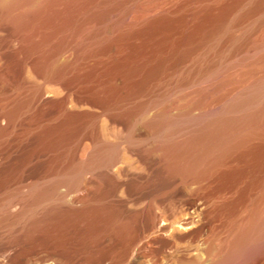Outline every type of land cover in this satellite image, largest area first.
Instances as JSON below:
<instances>
[{
    "label": "rangeland",
    "instance_id": "374dc122",
    "mask_svg": "<svg viewBox=\"0 0 264 264\" xmlns=\"http://www.w3.org/2000/svg\"><path fill=\"white\" fill-rule=\"evenodd\" d=\"M4 3H11L10 12ZM15 14L23 16L18 23ZM262 82L264 0H0V264H51L45 252L18 262L9 256L11 245L30 243L26 230L32 217L58 199L127 198L128 184L115 191L103 180L102 164L84 166L96 142L186 135L198 126V117L221 111ZM67 112L84 117L62 127ZM153 119L159 123L150 124ZM51 126L58 128L47 131ZM240 126L254 132L253 153L240 163L249 173L199 191L172 178L167 188L184 189L180 199H232L238 205L262 199L264 183L253 179L252 170L264 168V115ZM120 147L111 173L123 180L140 163L128 141ZM146 183L154 185L153 177ZM20 199L44 200L13 217L22 209ZM187 213L197 215L179 203L159 212L158 225L170 221L175 243L191 249L188 257L202 245L188 248L178 237ZM230 214L216 221L223 236ZM65 231L78 237L85 226L69 224ZM171 248L161 264L179 263ZM75 261L57 263L86 264ZM234 264H264V239Z\"/></svg>",
    "mask_w": 264,
    "mask_h": 264
},
{
    "label": "bare ground",
    "instance_id": "6f19581e",
    "mask_svg": "<svg viewBox=\"0 0 264 264\" xmlns=\"http://www.w3.org/2000/svg\"><path fill=\"white\" fill-rule=\"evenodd\" d=\"M10 6L11 3H4L8 11ZM15 15L17 23L23 19L22 14ZM263 115L264 82L231 101L221 111L198 117V126L186 135L160 132L149 138L147 143L133 138L119 139L112 144L96 142L92 157L84 166L97 162L102 164L103 180L112 182L115 191L122 184H128L127 198L72 199L69 202L58 199L44 213L32 217L26 230L30 243L11 245L9 260L18 262L24 257L45 252L44 260L52 261L51 264L63 259L86 264H161L164 252L176 246L171 249L177 253L178 264H234L248 249L264 239V194L262 199H247L238 205L232 203V199H180L184 189L167 187L172 178H179L185 186L193 184L199 191L210 188L216 181L230 176L239 180L246 172L249 173L248 169L243 171L240 163L247 162L253 153L250 142L254 132L250 127L240 125L249 126ZM83 117V113L67 112L61 126L80 121ZM158 123V119L150 121V124ZM173 123L167 125L170 127ZM169 127L168 130L173 128ZM53 128L56 130L58 127L51 126L47 131H53ZM125 141L129 142L128 148L136 153L140 164L121 180L114 177L111 170L119 161L120 144ZM235 162L238 164L232 166ZM253 166L256 168L257 162ZM254 170L253 179L263 184L264 175L258 173H264V168L262 171ZM151 177L154 185L146 183ZM21 200L22 209L13 217L29 213L44 199ZM182 202L196 210L197 215L187 213L180 220L186 228L179 232L178 237L187 241L188 248L197 241L201 242L202 247L197 249L200 251L196 256L190 254L187 257L185 251L191 249H183L178 244L180 242L175 243L167 218L163 225H158L159 212H167ZM223 213H231L226 236L217 232L216 227L217 218ZM245 213L246 216L243 215ZM69 224L84 225L85 233L77 238L68 235L65 229ZM106 238L108 243L104 241ZM80 249L89 250V253L81 256Z\"/></svg>",
    "mask_w": 264,
    "mask_h": 264
}]
</instances>
